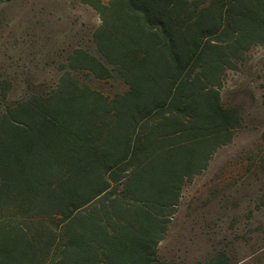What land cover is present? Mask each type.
Returning a JSON list of instances; mask_svg holds the SVG:
<instances>
[{
  "label": "trees",
  "instance_id": "trees-1",
  "mask_svg": "<svg viewBox=\"0 0 264 264\" xmlns=\"http://www.w3.org/2000/svg\"><path fill=\"white\" fill-rule=\"evenodd\" d=\"M82 1L101 21L97 55L68 66L127 90L65 71L0 113V264H176L159 247L187 183L242 123L220 89L264 47V0Z\"/></svg>",
  "mask_w": 264,
  "mask_h": 264
},
{
  "label": "rangeland",
  "instance_id": "rangeland-1",
  "mask_svg": "<svg viewBox=\"0 0 264 264\" xmlns=\"http://www.w3.org/2000/svg\"><path fill=\"white\" fill-rule=\"evenodd\" d=\"M100 24L82 0H2L0 113L30 95H49L65 71L106 96L124 93L116 74L102 80L68 66L76 50L97 55L93 34ZM220 93L242 123L185 186L159 247L164 262L205 264L224 253L230 264H264V47L227 73Z\"/></svg>",
  "mask_w": 264,
  "mask_h": 264
}]
</instances>
